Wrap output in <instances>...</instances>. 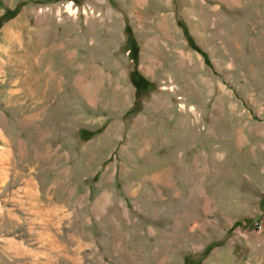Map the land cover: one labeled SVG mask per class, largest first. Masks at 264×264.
<instances>
[{
    "label": "rangeland",
    "instance_id": "rangeland-1",
    "mask_svg": "<svg viewBox=\"0 0 264 264\" xmlns=\"http://www.w3.org/2000/svg\"><path fill=\"white\" fill-rule=\"evenodd\" d=\"M0 264H264V0H0Z\"/></svg>",
    "mask_w": 264,
    "mask_h": 264
}]
</instances>
